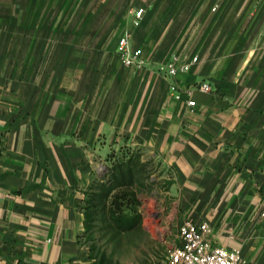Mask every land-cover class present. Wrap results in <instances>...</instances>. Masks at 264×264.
<instances>
[{
	"label": "crops",
	"instance_id": "crops-1",
	"mask_svg": "<svg viewBox=\"0 0 264 264\" xmlns=\"http://www.w3.org/2000/svg\"><path fill=\"white\" fill-rule=\"evenodd\" d=\"M122 147L170 171L178 224L264 264V0H0V264H96L80 205Z\"/></svg>",
	"mask_w": 264,
	"mask_h": 264
},
{
	"label": "rangeland",
	"instance_id": "rangeland-1",
	"mask_svg": "<svg viewBox=\"0 0 264 264\" xmlns=\"http://www.w3.org/2000/svg\"><path fill=\"white\" fill-rule=\"evenodd\" d=\"M105 158L99 182L96 178L80 205L85 217L81 246L96 264H170L169 252L178 243L170 171L141 149H113ZM118 192L127 193L132 203L125 199L124 211L113 215L111 201Z\"/></svg>",
	"mask_w": 264,
	"mask_h": 264
},
{
	"label": "built area",
	"instance_id": "built-area-1",
	"mask_svg": "<svg viewBox=\"0 0 264 264\" xmlns=\"http://www.w3.org/2000/svg\"><path fill=\"white\" fill-rule=\"evenodd\" d=\"M143 8L136 11V16L140 19L143 16ZM120 54L123 62L137 69L146 66V58L141 47L133 48L130 44L129 35H125L120 40ZM199 57L194 55L191 59L181 56H173L161 69L167 76H175L180 72L188 71L192 64L197 62ZM172 89L176 88L173 83ZM199 88L209 91L212 86L209 82L203 81ZM180 94H178V97ZM191 105L196 104L195 99H190ZM264 216V212H262ZM211 228L206 221L195 222L185 219L178 224L177 238L178 243L174 244L168 256L170 264H251L242 254L239 248H228L215 244L210 238Z\"/></svg>",
	"mask_w": 264,
	"mask_h": 264
},
{
	"label": "trees",
	"instance_id": "trees-1",
	"mask_svg": "<svg viewBox=\"0 0 264 264\" xmlns=\"http://www.w3.org/2000/svg\"><path fill=\"white\" fill-rule=\"evenodd\" d=\"M119 170H120V172L118 173L117 176H119L121 174L122 170L120 169V167H119ZM113 172L115 173V169H113ZM130 197H132V194ZM125 199H127L129 202L131 201V203H132V200L129 198L127 193L118 192L113 196L112 201H111V206H110L111 213L113 215H116L117 212L124 211Z\"/></svg>",
	"mask_w": 264,
	"mask_h": 264
}]
</instances>
